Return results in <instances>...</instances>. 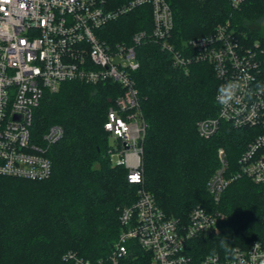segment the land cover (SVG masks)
I'll list each match as a JSON object with an SVG mask.
<instances>
[{
  "label": "trees",
  "instance_id": "trees-1",
  "mask_svg": "<svg viewBox=\"0 0 264 264\" xmlns=\"http://www.w3.org/2000/svg\"><path fill=\"white\" fill-rule=\"evenodd\" d=\"M113 6L131 0H112ZM174 28L169 42L181 49L186 42L211 34L230 22L246 45L264 48V32H251L248 22L264 15V0H246L234 9L227 0H167ZM151 7H138L102 28L110 44L132 43L140 62L133 74L146 122L143 140V184H131L124 166L113 165L104 129L109 108L121 88L105 82L88 85L63 83L57 92H45L35 109L31 142L45 147L43 136L58 125L62 137L49 146L52 162L48 178L30 180L0 175V264H70L63 258L75 252L96 260L107 257L122 230L121 210L133 204L143 187L169 218L186 223L196 207L220 210L225 219L214 232L187 243L194 259L247 246L264 238V185L242 177L231 182L219 203L207 191L217 169V151L225 148L234 171L253 132L221 122L220 132L202 138L198 121L215 117L220 81L207 63H192L187 71L176 67L170 55L153 40ZM119 264H153L152 254L131 241Z\"/></svg>",
  "mask_w": 264,
  "mask_h": 264
},
{
  "label": "built area",
  "instance_id": "built-area-1",
  "mask_svg": "<svg viewBox=\"0 0 264 264\" xmlns=\"http://www.w3.org/2000/svg\"><path fill=\"white\" fill-rule=\"evenodd\" d=\"M238 9L246 0H227ZM112 0H0V175L30 180L48 178L52 162L46 156L49 146L63 135L52 126L43 136L45 147L31 142L35 109L45 92H57L65 82L88 85L111 82L121 88L107 113L104 129L109 135L108 154L113 165L127 170L131 184H143V140L146 122L139 90L133 74L140 62L136 47L145 32L133 35L132 43L110 44L102 28L131 10L151 7V37L173 60L186 70L192 63H207L221 84L240 80L237 100L218 106L215 117L197 123L202 138L219 134L221 122L253 132L252 140L239 157L234 171L225 148L217 151L219 165L207 182V191L219 203L231 182L245 177L264 185V48L258 41L246 45L229 21L208 35L186 42L181 49L169 42L174 28L173 12L167 0H131L113 6ZM225 219L218 209L194 208L186 223L169 218L154 196L141 187L136 201L121 210L122 230L107 257L96 260L68 252L70 264H119L131 241L152 254L153 264H205L186 252L187 243L214 232ZM264 224V217H263ZM236 264H264V238L247 246H236ZM217 264H232L218 252Z\"/></svg>",
  "mask_w": 264,
  "mask_h": 264
},
{
  "label": "clouds",
  "instance_id": "clouds-1",
  "mask_svg": "<svg viewBox=\"0 0 264 264\" xmlns=\"http://www.w3.org/2000/svg\"><path fill=\"white\" fill-rule=\"evenodd\" d=\"M242 86L240 80H229L219 85L216 90V103L222 108L233 104L237 100L238 93ZM257 91L264 94V84H258ZM220 248L224 252L225 258L232 262V264H236L239 259V250L230 246L225 240H220ZM181 261L182 264H186L183 258H181ZM205 264H217V254L215 250H212L205 258Z\"/></svg>",
  "mask_w": 264,
  "mask_h": 264
},
{
  "label": "rangeland",
  "instance_id": "rangeland-1",
  "mask_svg": "<svg viewBox=\"0 0 264 264\" xmlns=\"http://www.w3.org/2000/svg\"><path fill=\"white\" fill-rule=\"evenodd\" d=\"M248 29L251 32L263 33L264 32V15L257 19H253L249 21Z\"/></svg>",
  "mask_w": 264,
  "mask_h": 264
}]
</instances>
